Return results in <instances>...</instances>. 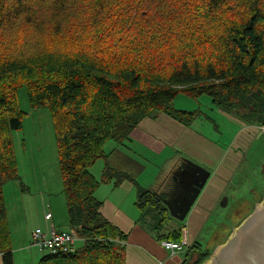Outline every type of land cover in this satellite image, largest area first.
Listing matches in <instances>:
<instances>
[{
  "label": "trees",
  "instance_id": "16d2710c",
  "mask_svg": "<svg viewBox=\"0 0 264 264\" xmlns=\"http://www.w3.org/2000/svg\"><path fill=\"white\" fill-rule=\"evenodd\" d=\"M39 1L0 0V36L29 16ZM154 1L134 0L131 14L119 15L114 29L106 25L108 35L90 39L92 47L36 50L26 56L0 52L2 264H14L3 185L19 179L12 132L23 125L21 88H26L32 109L47 108L52 114L70 231L83 240L74 252H47L36 264H126L128 233L102 214L95 193L113 179L116 184L125 179L138 184L133 176L109 166L105 144L130 141L133 129L157 114L190 126L198 112L170 105L179 92L192 97L206 93L219 109L243 108L249 120L264 125V0H202L205 10L223 17V22L209 31L197 20L194 45L185 49L174 32L186 11H150ZM208 44L215 46L203 52ZM99 159L105 167L97 179L90 168ZM167 193L138 187L140 222L158 241L180 242L184 225L164 230L173 218L161 201ZM184 250L181 264H202L209 257L199 243ZM193 251L199 257L191 262Z\"/></svg>",
  "mask_w": 264,
  "mask_h": 264
},
{
  "label": "rangeland",
  "instance_id": "374dc122",
  "mask_svg": "<svg viewBox=\"0 0 264 264\" xmlns=\"http://www.w3.org/2000/svg\"><path fill=\"white\" fill-rule=\"evenodd\" d=\"M57 1H39L29 16L3 30L0 52L26 56L36 50L73 51L77 45L92 47L88 46L92 43L90 39L98 40L108 35L106 25L114 29L119 15L131 14L134 6V0H100L98 3L62 0L61 5ZM156 7L186 11L177 19L178 27L174 32L179 35L177 43L183 49L194 45L191 39L198 34L193 30H199L197 20L209 31L220 27L223 22V17L205 10L202 0H155L150 11ZM214 46L208 44L202 51L208 52ZM27 93L24 87L18 92V104L25 115L22 128L12 132L19 179L3 185L14 264H36L47 254L46 250L31 246V233L36 228L45 231L48 227L49 223L44 219L46 212L53 215L51 221L57 230L71 232L62 193L52 114L47 108L32 109ZM170 105L179 110L197 111L198 115L190 127H170L167 123L170 118L165 114H159L155 125L150 120L143 121L144 124L150 123L152 132L168 146L165 154L158 156L154 151L145 154L148 160L144 162L140 184L148 188L151 180L159 175L167 155L172 153L180 157L179 165L185 159L211 172L185 220L172 218L164 230L181 223L184 225L182 237L183 234L189 236L190 243L193 237L198 238L189 247L199 243L202 252L209 255L202 264H230L236 259L232 253L246 230L240 228L248 225V229H256L259 224L264 227V125L249 120L247 110L243 108L219 109L206 93L192 97L179 92ZM126 143L129 141L116 143L109 140L105 151L110 154L113 148L121 149ZM131 149L142 153L136 145H131ZM104 166V159H99L90 171L99 179ZM223 196L229 198L226 205H222ZM127 201L137 210L139 218L135 187ZM82 244L83 240L76 236L75 247ZM222 249L225 253L219 263L211 262L210 256ZM185 251H179L182 259ZM177 256L181 257L180 254ZM198 257L199 253L193 251L191 262Z\"/></svg>",
  "mask_w": 264,
  "mask_h": 264
},
{
  "label": "crops",
  "instance_id": "0c3cea01",
  "mask_svg": "<svg viewBox=\"0 0 264 264\" xmlns=\"http://www.w3.org/2000/svg\"><path fill=\"white\" fill-rule=\"evenodd\" d=\"M148 118L149 119L145 118L144 120H150V122L155 125L157 120H159V114ZM168 118H170V120L167 121V123L170 127L180 128L178 126H184L173 118ZM144 120H142L131 132V140L129 143L123 144V148L121 149L113 148L107 157V162L110 167L118 172H125L133 176L138 185H135L128 179L116 184L113 179L102 183L97 189L95 196L102 201V214L119 229L128 233L125 244L126 264H181L182 253L178 251L171 255V252L162 246L161 241H158L151 233L147 232L140 222V216L138 218L137 210L133 209L127 201L134 187L136 189V201L138 197V187L146 188L142 186V183L140 184L145 169L144 162L148 160V156L145 157V154L154 151L155 155H162L168 146L167 143L163 142L162 138L152 132L150 123H143ZM131 145L138 146V148L142 150V153L139 154L132 150ZM184 160H182V163H184ZM179 161L180 157L176 153L167 155L159 175L155 180H151V185L147 186L148 188L146 189L168 191L174 184L173 177L177 175L176 169L181 162ZM225 196H223L224 198L222 201L225 202L224 205L229 202L228 196ZM207 217L209 218V216ZM46 223H50V221L46 220ZM182 239L187 242V245L198 241V238L193 237V242L190 243L191 240H189V236H184V234ZM177 254H180L181 257H178ZM1 258L0 254V264H2Z\"/></svg>",
  "mask_w": 264,
  "mask_h": 264
},
{
  "label": "water",
  "instance_id": "95a60500",
  "mask_svg": "<svg viewBox=\"0 0 264 264\" xmlns=\"http://www.w3.org/2000/svg\"><path fill=\"white\" fill-rule=\"evenodd\" d=\"M176 174L178 176L173 177L174 184L167 191V196L161 197V201L171 217L184 221L209 180L211 172L186 160L177 167ZM222 203L225 204V202ZM262 224L264 225V222ZM243 229H246L244 236L232 253V257L236 259L230 264H264V251H262L264 250V227H260L259 224L256 229H248V225L246 227L244 225ZM224 253V249L218 253L215 252L209 260L219 263Z\"/></svg>",
  "mask_w": 264,
  "mask_h": 264
},
{
  "label": "built area",
  "instance_id": "2783aa9c",
  "mask_svg": "<svg viewBox=\"0 0 264 264\" xmlns=\"http://www.w3.org/2000/svg\"><path fill=\"white\" fill-rule=\"evenodd\" d=\"M44 218L45 220L50 221L48 228L45 231L41 228H36L31 233V246H36L40 250H46L51 253L74 252L76 249V236L69 231L57 230L51 222L52 214L50 212L45 213ZM161 244L166 250L171 252V255L184 250V247L187 246L185 240L180 242L163 240L161 241Z\"/></svg>",
  "mask_w": 264,
  "mask_h": 264
},
{
  "label": "flooded vegetation",
  "instance_id": "af4514ba",
  "mask_svg": "<svg viewBox=\"0 0 264 264\" xmlns=\"http://www.w3.org/2000/svg\"><path fill=\"white\" fill-rule=\"evenodd\" d=\"M178 176V175H177ZM183 180H185V181H188L187 179H185V178H183ZM185 181H183V182H185ZM264 247V246H263Z\"/></svg>",
  "mask_w": 264,
  "mask_h": 264
},
{
  "label": "bare ground",
  "instance_id": "6f19581e",
  "mask_svg": "<svg viewBox=\"0 0 264 264\" xmlns=\"http://www.w3.org/2000/svg\"><path fill=\"white\" fill-rule=\"evenodd\" d=\"M205 57V56H204ZM226 104H227V102H226ZM232 104V103H231ZM235 105V104H234ZM228 106V105H227ZM230 106V105H229ZM200 115V114H199Z\"/></svg>",
  "mask_w": 264,
  "mask_h": 264
}]
</instances>
